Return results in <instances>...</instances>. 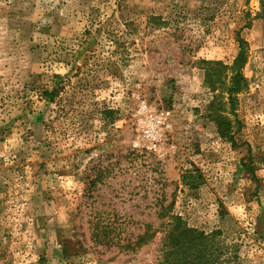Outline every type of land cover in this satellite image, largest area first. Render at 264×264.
<instances>
[{"label": "rangeland", "instance_id": "obj_1", "mask_svg": "<svg viewBox=\"0 0 264 264\" xmlns=\"http://www.w3.org/2000/svg\"><path fill=\"white\" fill-rule=\"evenodd\" d=\"M237 34L248 87L231 145L205 113L201 59L230 63ZM249 149L264 156L259 0H0V264H157L163 232L127 242L172 201L238 242L239 264H264V165L253 181Z\"/></svg>", "mask_w": 264, "mask_h": 264}, {"label": "trees", "instance_id": "obj_2", "mask_svg": "<svg viewBox=\"0 0 264 264\" xmlns=\"http://www.w3.org/2000/svg\"><path fill=\"white\" fill-rule=\"evenodd\" d=\"M259 1L264 9V0ZM157 18L150 15L148 20L156 24L164 23L161 17ZM127 32H129L127 28L121 32L122 34L115 32L112 38L114 40L124 38ZM236 41L238 50L230 63L201 59L204 71L203 87L208 93L205 113L215 122L219 137L231 145L237 144L235 136L242 126V121L237 114L238 96L248 87L243 72L248 43L239 34ZM44 93L49 101H53L57 90H46ZM258 162L264 165V156L254 153L251 149L246 159L241 161L244 170L256 182L258 177L255 176V170L258 168ZM199 178L201 174L192 168L186 169L180 175L181 182L191 187L196 185ZM173 204L172 201L167 205H160L157 215L161 221L158 225L153 226L152 223L145 222L142 231L133 241L127 242V245L141 247L152 241L156 233L161 231L163 234L158 248L157 264H239L238 242L227 240L220 228L205 231L199 227L190 226L182 215L172 211ZM92 229L96 239L107 237L99 222L93 223Z\"/></svg>", "mask_w": 264, "mask_h": 264}]
</instances>
